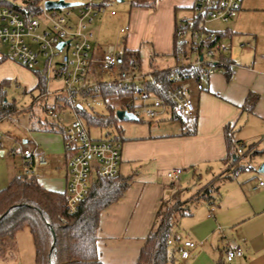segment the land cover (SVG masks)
<instances>
[{
    "label": "crops",
    "instance_id": "obj_1",
    "mask_svg": "<svg viewBox=\"0 0 264 264\" xmlns=\"http://www.w3.org/2000/svg\"><path fill=\"white\" fill-rule=\"evenodd\" d=\"M116 1L125 2L131 8L132 0ZM100 2L102 4L105 0ZM111 2L109 0L105 14L114 16L112 12L115 11L108 10ZM194 3L195 0H156L154 9L132 8L130 16L133 15L136 30L130 38L129 50L139 54L144 47L151 53V66L156 58L164 57L172 60L168 68L172 67L174 59L171 53L178 16L185 18L193 13ZM252 10L242 5L241 11L232 20L234 29H219L212 25L211 28L228 34L226 39L232 40L233 36L242 35V27ZM130 25L128 22L124 26L130 27L129 32L132 30ZM243 45L241 48L244 50ZM248 46L252 51L250 57L231 58L238 68H234L230 80L215 74L205 84V91L192 90L197 109L193 119L187 122L164 115L158 121L169 119L172 123H180L181 127H176V131L157 132L155 135L149 131L142 143H126L128 141L123 140L120 174L131 176L132 183L125 196L101 214L97 248L103 264H137L163 201L171 200L175 191L181 190V200L183 203L189 202L216 177L230 173L229 164L225 162L227 149L224 128L227 125H234L236 130L239 127L235 139L244 146V152L249 146L254 147L242 160L248 164H245L247 168L217 185L215 201L200 200L190 207L189 214L178 218L176 228H179L175 233L196 243L198 248L187 260L181 259L179 254L176 256L183 264H264V189L256 188L259 182L264 181V173L259 172L260 167L264 166V33L252 34ZM2 57L7 59L8 56L0 55V59ZM15 76L24 79L25 93L36 92L37 76H25L12 62L0 63V83ZM250 94L258 96L257 104L252 112H245L242 107ZM33 121L30 119V127ZM148 124L150 127L151 122ZM46 133L51 135L34 134L44 143L33 145L34 150L49 158L50 165L37 170L35 176L43 187L66 193L67 162L65 170H61L62 149L51 145V138L61 142L62 133ZM40 146L45 147L46 152L39 150ZM25 166L24 160L16 176L13 170L8 168L4 171L0 167V174H3L0 175V191L21 175ZM132 167L139 170L134 172ZM175 169L183 171L178 183L166 184L170 180L167 174ZM186 176L198 178L202 184L189 190L183 186ZM16 246L15 256L0 261V264H27L18 245L17 235ZM233 247H240L244 256L227 262L225 251Z\"/></svg>",
    "mask_w": 264,
    "mask_h": 264
},
{
    "label": "built area",
    "instance_id": "obj_2",
    "mask_svg": "<svg viewBox=\"0 0 264 264\" xmlns=\"http://www.w3.org/2000/svg\"><path fill=\"white\" fill-rule=\"evenodd\" d=\"M4 1L11 5L0 6V46L8 47L12 61L45 77L46 91L38 94L35 101L45 103L47 117L42 122L63 135L67 162L65 209L70 214L78 211L96 177L111 179L120 173L122 142L113 137L94 139L79 113V108L95 115L101 113L98 108L106 105L103 87L118 83L123 93L135 89L133 101H138V105L127 111L139 121H158L169 115L188 122L197 111L192 90L205 91L211 77L224 75L227 67L234 74L231 45L219 41V32L211 25L233 20L241 11L243 0H195L193 15L177 20L174 40L180 58L170 67L166 87L156 81L153 71H143L137 52L120 51L113 44H95L88 28L107 12V6L95 0H81L75 7L49 10L46 3L59 0H40L35 14L30 0ZM129 30L127 26L120 32L126 34ZM62 43L64 46L59 49ZM123 67L126 69L121 72ZM244 150L242 147L238 153L242 155ZM22 157L26 176L50 165L49 158L36 150L26 149ZM182 174V169H175L167 177L176 182ZM256 188L264 189V181ZM169 245L178 249L183 260L198 248L196 243L179 236L172 238ZM225 256L227 262H232L242 258L244 252L240 247L228 248Z\"/></svg>",
    "mask_w": 264,
    "mask_h": 264
},
{
    "label": "trees",
    "instance_id": "obj_3",
    "mask_svg": "<svg viewBox=\"0 0 264 264\" xmlns=\"http://www.w3.org/2000/svg\"><path fill=\"white\" fill-rule=\"evenodd\" d=\"M108 2L109 0H105L102 5L108 6ZM28 3L34 6L33 12L38 13L40 0H30ZM10 5L4 0H0V6ZM155 6L156 0L131 1V8L154 9ZM218 36L219 41H223L226 40L228 34L219 32ZM172 56L174 64H177L180 51L175 40ZM5 59L6 57H2L0 63ZM121 62L124 64V58L121 59ZM125 69L126 67H123L121 72ZM170 73V68L153 69L156 81L165 87ZM35 75L38 78V83L34 91L38 95L46 91V80L39 73H35ZM232 75V69L227 67L224 76L230 80ZM10 86V80L0 83V122L18 112L16 104L7 100V90ZM150 90L156 91L153 87H150ZM32 93L33 91L30 92V94ZM135 93V89L131 93L121 92L118 83L110 87L105 86L102 96L109 114L95 115L79 108L80 116L90 131L100 128L114 129L117 133L113 138L123 142V130L118 126L117 109L112 101L124 98L133 99ZM156 93L160 94L157 91ZM257 99L258 96L250 94L242 107L243 111L252 112L257 104ZM122 109L131 110L132 106L126 105V108ZM31 128L33 131L60 132L54 127H47L41 121H33ZM224 133L227 149L225 162L229 164L230 173L216 177L189 202L183 203L181 190H176L171 200L163 201L145 245L141 249L137 264H174L178 249L175 246H170L169 242L177 236L175 228L178 218L189 214L190 207L200 200L215 201L217 198L215 194L218 193L217 185L246 169L242 160L248 153L250 154L254 147L249 146L241 155L238 151L244 146L241 145V142L235 141L234 131L229 125L224 128ZM107 137H112L111 133H108ZM131 183V176L124 177L120 173L111 179L96 177L89 194L81 203L78 211L70 214L65 209V192H57L43 187L35 175L26 176L22 173L15 177L7 188L0 191V261H7L15 256L17 252L16 235L19 231L28 229L35 246L36 264H103L97 248L101 214L125 196Z\"/></svg>",
    "mask_w": 264,
    "mask_h": 264
},
{
    "label": "rangeland",
    "instance_id": "obj_4",
    "mask_svg": "<svg viewBox=\"0 0 264 264\" xmlns=\"http://www.w3.org/2000/svg\"><path fill=\"white\" fill-rule=\"evenodd\" d=\"M98 3H101L100 0H95ZM69 3L74 2H81V0H67ZM242 5L244 7L252 8L253 10L248 15V20L244 24V31L242 32V35H236L233 36V39H226L225 42L229 45H231V58L237 59V57H250L252 54V51L249 49L248 42L249 38L252 39V34H255L257 32L264 33V0H243ZM108 7V6H107ZM109 12L115 11L116 15L111 16L109 13L104 14L102 17L96 19L88 28L89 32L93 34V39L96 42L97 45H106V44H113L118 45L120 48V51H124V49L129 50L131 46L130 38L134 34L136 30V26L134 23L133 15H131L132 8H130L129 4L119 3L116 0H112L111 5L109 7ZM193 13L186 16L187 18L191 17ZM184 18V17H182ZM179 18L178 20L182 19ZM130 19V20H129ZM128 22L131 24L132 30L128 33L123 35L120 32L121 27H124L128 24ZM149 27V26H148ZM212 27L219 28V29H225L230 28L234 29L233 21L231 20L229 23H221V22H215L212 24ZM245 49L243 50L241 48V45ZM9 50L7 46H0V55H6L8 56ZM150 52L142 47L139 52L140 61L142 63V69L144 72H150L154 68H168L172 60L169 58L164 59V57L156 58V61L151 66L150 65ZM172 55V53H171ZM234 57V58H233ZM5 61L12 62L16 66H18V69H20V72H24V75H30L33 78H36V75L34 72L24 68L22 65L16 63L15 61H12L10 58L7 57ZM4 61V62H5ZM238 68L235 66V69ZM40 70H43V64L39 68ZM236 71V70H235ZM221 76H224L223 74H219ZM108 77V75H107ZM23 78H19L17 76L10 79L11 86L7 90V100L11 103H15L18 112L17 114L5 119L0 123V168L1 170L7 171V169H11L16 174H19L21 168L24 164V159L22 157V152L26 149H29L31 151L34 150L33 143H44L41 141V139H37L34 134H40V135H51L47 134L45 131H33L30 127V119L34 121L42 120L47 117L46 112L44 110V102H36L35 97L37 96V92L25 93V82H22ZM24 80V79H23ZM53 87V85H52ZM48 104L50 106L51 102L48 101ZM112 104L115 106V108L122 109L123 107L126 108V105H138V101H133L132 98H124L122 100H115L112 101ZM99 112L103 113L104 115H108V109L106 105H103L102 107L98 108ZM171 119V118H170ZM169 119H166L164 121H149L145 118H142L141 122H120L118 123V126L123 130V138L124 140L134 143H142L145 141V134H148L149 131L151 134L155 135L158 134L157 132H165V131H176V127H181L180 123L172 121H168ZM148 122H151L150 127L148 126ZM234 139H237L238 129L236 130L234 125ZM231 126V127H232ZM149 127V128H148ZM41 132V133H40ZM111 133V136L113 137L116 135L117 131L114 129H106V128H100L97 130H91V136L94 139H100L107 137V134ZM53 135V134H52ZM61 136V142L55 138H51V145L54 146L56 149H62L60 154V169L65 170L66 165V155L64 151V143ZM235 139V141H237ZM24 141H27L28 143H24ZM264 142V141H263ZM43 145V144H42ZM47 147V146H46ZM39 150L46 152L45 147L40 146L38 147ZM4 153V155H2ZM246 163H243L245 165ZM248 164H246L247 166ZM134 172L138 169L137 167H132ZM247 168V167H246ZM24 170V169H23ZM39 170V169H38ZM139 170V169H138ZM37 171V170H36ZM173 171V170H172ZM170 171V172H172ZM2 173V171H0ZM8 173V172H7ZM3 175V174H0ZM205 177V176H204ZM184 183L183 186L188 188L189 190H194L199 185H201L202 181H200L198 178L193 179L192 177L186 176L184 177ZM254 181V180H253ZM170 180L166 181V184H171ZM178 183V181H176ZM175 182V183H176ZM10 183H8L9 185ZM179 228V227H178ZM178 228H176L175 232H177ZM182 240H185V238L178 233V235ZM17 241L18 245L22 250V253L24 254V262H27V264H36L35 263V248L32 242V237L30 234V231L28 229H23L17 233ZM174 264H183L182 260H179L176 256Z\"/></svg>",
    "mask_w": 264,
    "mask_h": 264
},
{
    "label": "water",
    "instance_id": "obj_5",
    "mask_svg": "<svg viewBox=\"0 0 264 264\" xmlns=\"http://www.w3.org/2000/svg\"><path fill=\"white\" fill-rule=\"evenodd\" d=\"M78 3H66L65 0H59L58 2L55 1H48L46 3V8L49 10H61L68 7H75L78 6ZM64 43L58 46L59 49H62ZM116 118L120 122H139L138 117H136L133 113L125 110V109H118L116 111ZM260 173H264V166H261L259 169Z\"/></svg>",
    "mask_w": 264,
    "mask_h": 264
}]
</instances>
